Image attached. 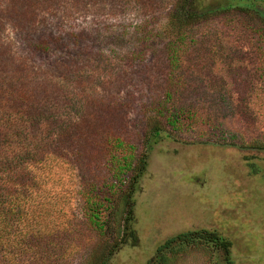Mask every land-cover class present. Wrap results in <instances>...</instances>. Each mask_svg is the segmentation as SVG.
Listing matches in <instances>:
<instances>
[{
	"label": "rangeland",
	"instance_id": "obj_1",
	"mask_svg": "<svg viewBox=\"0 0 264 264\" xmlns=\"http://www.w3.org/2000/svg\"><path fill=\"white\" fill-rule=\"evenodd\" d=\"M8 1L0 0L1 53L36 81L76 92L89 114H108L113 133L147 153L132 197L133 234L109 264H264V0H200L205 13L188 26L173 86L167 41L150 32L181 0L89 1L77 10L57 0L33 8L24 21L6 17ZM174 105L194 110L183 113L177 130L167 123ZM154 128L161 136L149 143ZM77 151L70 154L74 160L81 157ZM93 155L89 167L74 164L80 183L96 171L95 188H88L102 196L105 160ZM248 164L259 173L252 175ZM128 179L114 195L110 171V246ZM71 207L84 230L78 195ZM201 231L229 242V255L201 240L164 250L162 263L156 258L166 241ZM88 238V250L69 264H90L106 252L108 242Z\"/></svg>",
	"mask_w": 264,
	"mask_h": 264
},
{
	"label": "trees",
	"instance_id": "obj_2",
	"mask_svg": "<svg viewBox=\"0 0 264 264\" xmlns=\"http://www.w3.org/2000/svg\"><path fill=\"white\" fill-rule=\"evenodd\" d=\"M56 1L9 0L6 17L24 21L33 8ZM64 1L76 10L89 1L110 5V0ZM199 1L181 0L166 22L150 32L167 41L165 50L172 86L178 79L174 71L182 67L188 49V26L205 13ZM2 14L0 9V19ZM82 100L85 101L76 92L65 91L51 81H36L0 51V264H69L82 250H88L90 234L102 244L109 243L106 252L90 264H109L132 236V197L146 171L147 153H136L134 147L113 133L105 120L108 114H89L91 110ZM190 111L194 112L174 105L167 123L173 130L180 129L183 113ZM160 136L161 132L154 128L148 142L156 143ZM75 149L81 151L77 160L70 156ZM92 153L105 160L106 170L99 180L107 192L102 196L88 188H95L96 171L95 177L78 182L79 172L74 163L90 166ZM248 167L252 175L259 173L255 164ZM110 171L114 195L124 192L129 178L121 222L111 246L110 214L115 205L110 198ZM77 184H82L80 190ZM77 195L83 202L87 227L84 230L71 207ZM201 240L229 255V242L214 232L201 231L166 241L156 251V258L162 263L164 250Z\"/></svg>",
	"mask_w": 264,
	"mask_h": 264
}]
</instances>
